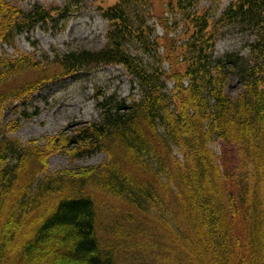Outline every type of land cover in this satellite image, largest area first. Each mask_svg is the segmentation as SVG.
I'll use <instances>...</instances> for the list:
<instances>
[{
	"label": "trees",
	"instance_id": "obj_1",
	"mask_svg": "<svg viewBox=\"0 0 264 264\" xmlns=\"http://www.w3.org/2000/svg\"><path fill=\"white\" fill-rule=\"evenodd\" d=\"M202 2L160 16L149 0L99 4L103 47L37 55L17 37L51 10L0 0V45L17 49L0 52V264H148L149 251L150 264H264V0ZM227 27L252 35L247 52L215 53ZM106 64L125 69L129 96L101 93L97 117L46 140L11 135L47 83ZM57 152L106 157L51 171Z\"/></svg>",
	"mask_w": 264,
	"mask_h": 264
},
{
	"label": "rangeland",
	"instance_id": "obj_2",
	"mask_svg": "<svg viewBox=\"0 0 264 264\" xmlns=\"http://www.w3.org/2000/svg\"><path fill=\"white\" fill-rule=\"evenodd\" d=\"M26 9H32L35 6L43 5L51 10L53 17L47 21L37 24L33 29L20 34L17 37V48L22 51H31L37 55L53 47L59 49L68 48H101L106 44V33L109 26L108 21L102 17L98 5L105 6L114 3L115 0H15ZM152 1L156 14L168 15L169 4L176 0H149ZM203 0L202 7L220 6L225 7L230 0ZM69 4V5H68ZM68 5L67 9L61 13V8ZM155 21V18L154 20ZM158 34L163 36V43L169 41L170 36L166 35L167 26L160 22L156 23ZM173 33H170L172 36ZM252 40V35L238 32L232 27H227L218 38L215 48L217 55L227 51H248L247 45ZM4 47L10 54L16 53L17 49L9 44L0 45V52ZM184 69V64L179 66ZM117 92L122 96H129L131 93V83L129 76L121 65L106 64L94 66L82 70L79 73L61 79L56 82L47 83L40 91L35 92L29 97V113L26 118H21L19 126L11 133L22 141H31L34 139L46 140L45 138L53 136L80 121H89L98 116L96 109V99L101 93ZM39 108V113L35 114V108ZM20 113L14 110H7L4 121L15 119ZM222 143L220 140H214L210 146L218 154L222 152ZM175 152L181 155L176 148ZM106 155L103 152L87 155L82 158L73 159L68 154L57 152L52 154L49 161L51 171L63 170L71 166H89L100 163ZM109 202V201H108ZM105 203L106 211H110L112 202ZM115 207H119L121 213L125 214V206L118 199L115 201ZM110 206V207H108ZM106 216V214H105ZM103 219L108 223L118 216ZM147 218L148 216L145 215ZM155 254H157V249ZM145 254L147 263L153 260L152 251ZM184 253L181 250L175 253L180 258ZM171 257V255H170ZM145 258V259H146ZM178 261V260H177Z\"/></svg>",
	"mask_w": 264,
	"mask_h": 264
}]
</instances>
